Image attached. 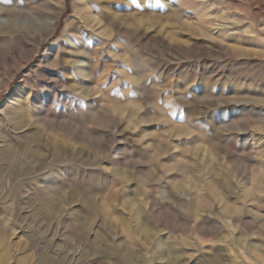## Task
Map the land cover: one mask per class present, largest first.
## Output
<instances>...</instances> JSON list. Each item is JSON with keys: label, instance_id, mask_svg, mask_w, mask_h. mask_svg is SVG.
Segmentation results:
<instances>
[{"label": "rangeland", "instance_id": "374dc122", "mask_svg": "<svg viewBox=\"0 0 264 264\" xmlns=\"http://www.w3.org/2000/svg\"><path fill=\"white\" fill-rule=\"evenodd\" d=\"M0 264H264V0H0Z\"/></svg>", "mask_w": 264, "mask_h": 264}, {"label": "bare ground", "instance_id": "6f19581e", "mask_svg": "<svg viewBox=\"0 0 264 264\" xmlns=\"http://www.w3.org/2000/svg\"><path fill=\"white\" fill-rule=\"evenodd\" d=\"M43 22V21H42ZM42 22H40V23H42Z\"/></svg>", "mask_w": 264, "mask_h": 264}]
</instances>
